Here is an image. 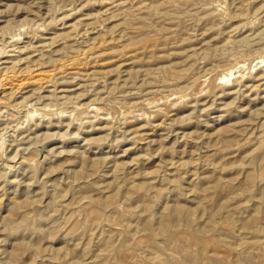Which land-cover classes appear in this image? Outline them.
<instances>
[{"label":"rangeland","instance_id":"obj_1","mask_svg":"<svg viewBox=\"0 0 264 264\" xmlns=\"http://www.w3.org/2000/svg\"><path fill=\"white\" fill-rule=\"evenodd\" d=\"M0 264H264V0H0Z\"/></svg>","mask_w":264,"mask_h":264}]
</instances>
